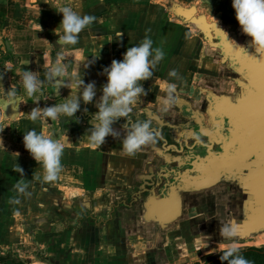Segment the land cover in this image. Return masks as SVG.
Returning a JSON list of instances; mask_svg holds the SVG:
<instances>
[{
	"label": "crops",
	"instance_id": "crops-1",
	"mask_svg": "<svg viewBox=\"0 0 264 264\" xmlns=\"http://www.w3.org/2000/svg\"><path fill=\"white\" fill-rule=\"evenodd\" d=\"M188 2H196L200 10L209 17H218L221 23L231 26L238 24L231 5L221 9L222 0ZM141 3V0H48V3L44 0H0V264H27L26 259L31 258L27 254L30 253V243L26 241L28 236L21 234L26 239L25 242L22 241L26 245L17 244L9 223L12 218L29 215L51 217L48 222L44 219L45 224H42L49 236L52 233L55 237V231L69 234L66 242L58 244L54 239L52 249H47L45 243L36 245L31 241L30 245L36 247V252L41 249L48 257L57 256L58 260L59 257L63 258L59 264H86V245L91 247L92 243L94 247L97 245L100 255L94 258L95 253L93 260L87 264H100L98 259L105 255L108 264H127L125 251L129 245L127 240L121 241L118 237L120 235L116 233L121 234L123 231V225L118 221L122 217L125 220L130 211L120 205L136 201L134 195L128 193L132 185L140 189L151 186L154 191L159 190L162 177H169L171 171L161 166L156 167L151 162L141 163L137 156L140 150L134 155L124 152L122 142L130 130L125 125L133 121H150L152 125L157 122L151 118L148 108L165 107L162 101L166 94L160 90L158 81L167 77L169 71L176 70L177 76L190 78L189 86H182V89L192 94L198 81H203L210 74L218 79L222 69L214 64L216 60L210 58L209 49L193 28L184 27L172 17L163 20V12H159L156 6L145 2L142 6ZM64 6H70L81 14L92 15L95 20L79 34L76 45L59 48L56 41L58 35H63L59 26L63 14L58 11ZM162 23L164 38L159 47L165 55L153 69V76L141 82L147 95L138 99L128 117L120 118L114 123L113 128L118 135L106 137L102 146H92L86 139V130L98 123L93 116L98 110L95 100L102 95L100 87L106 82L103 68L110 65L113 59L121 60L127 47L141 43L145 36L153 40V47H158V28ZM58 57H63V62L70 66L69 75L64 78L62 87L58 89L47 84L43 95L27 96L21 79L22 70H32L44 80L45 72ZM94 58L97 59L87 67L89 60ZM75 65H79L81 69L73 75L72 67ZM80 75L85 83L96 82L97 96L93 103L85 105L81 102V109L75 117H62L55 121L44 117V107L62 103L66 97L79 94L82 90L77 85ZM34 108L41 111V118L35 122L27 116ZM85 108L88 111H84ZM177 113V124L167 125L172 136L189 132L184 129L187 126L185 118ZM31 129L43 131L64 144L62 170L55 181L35 179L36 174L42 171L41 165L23 145V134ZM145 146L155 148L158 144L156 141ZM172 155H179L177 148H174ZM16 166L24 170L23 175ZM155 175L159 176L158 180ZM21 181L27 185L25 193L19 192L15 187ZM46 195L53 196L52 200L67 202L68 207L67 204L64 206V212L74 214L75 222H67L64 218L59 221L60 216H52L51 211L45 207ZM76 201L81 202L84 212L76 206ZM118 206L120 209L116 214L113 208ZM55 212L61 214L60 210ZM99 216L104 218L98 219ZM84 218L94 223L80 224ZM113 218L117 220L116 226L110 224L115 220ZM67 224H70L69 227ZM166 240L171 241V238ZM105 244H108V248ZM150 244L152 247V242ZM17 245L21 246L20 250L15 249ZM139 245L142 246L141 243ZM166 246L167 244L162 246L161 250L168 247ZM212 248V245H208L204 251L208 252ZM151 249L154 252L157 250L156 247ZM6 251H12V256L17 258L11 259V254L4 257L2 253L5 254ZM36 252H32V255ZM177 254L182 257L180 259L187 255L180 251Z\"/></svg>",
	"mask_w": 264,
	"mask_h": 264
},
{
	"label": "water",
	"instance_id": "water-1",
	"mask_svg": "<svg viewBox=\"0 0 264 264\" xmlns=\"http://www.w3.org/2000/svg\"><path fill=\"white\" fill-rule=\"evenodd\" d=\"M172 11L181 24L196 31L209 49L210 56H215L216 64L226 72L220 77L221 85L215 84L213 79L216 76L210 74L203 81H198L192 94L176 84L174 100L169 105L161 109L148 108L151 118L157 121L151 127L159 132L156 138L158 147L142 146L138 160L161 166L171 174L162 177L159 190L154 191L151 186L140 189L135 185L128 189L136 201L120 205L130 213L126 214L125 220L122 217L118 221L124 229L121 234L116 230V234L120 235L121 241L146 244L145 241L157 235L169 236L173 231L177 244L198 245L193 234L194 226L198 225V236L202 237L203 244L255 241L264 236V69L259 63H247L232 50L243 49L257 61L264 60V57L255 53L251 38L242 32L239 24L227 25L218 17L214 20L200 12L196 5H173ZM233 80L237 83L236 92L229 87ZM247 92L251 95L241 106L238 116L246 131L232 142H223L221 151H215L213 147L217 140L208 133L200 111L192 106L213 100L240 102ZM177 112L185 118L187 126L184 129L199 133L202 143L197 144L186 135L187 132L172 136L167 125L177 124ZM131 124H128L129 128ZM174 148L178 149L180 157L172 155ZM242 163L250 168L251 174L246 179L236 171ZM155 178L158 180L159 176L155 175ZM120 207L113 208L114 213L117 214ZM116 218L112 219L111 225H117ZM232 220L239 224L240 235L234 240L223 239L219 229ZM165 250L143 251L147 255L145 263L155 261L157 254L159 257L168 255ZM168 262L170 259L165 264Z\"/></svg>",
	"mask_w": 264,
	"mask_h": 264
},
{
	"label": "clouds",
	"instance_id": "clouds-1",
	"mask_svg": "<svg viewBox=\"0 0 264 264\" xmlns=\"http://www.w3.org/2000/svg\"><path fill=\"white\" fill-rule=\"evenodd\" d=\"M44 2L48 3V0ZM52 6L56 9L54 4ZM232 8L242 32L251 38V47L256 54L264 57V0H232ZM58 12L63 14L59 24L63 35H58L59 38L56 41L59 48L65 45H76L79 34L86 27L91 26L95 20L94 16L81 14L70 6L61 7ZM213 19L216 20L214 17ZM164 55V51L159 47H153V40L145 36L141 43L127 47L121 60L113 59L110 65L103 68L106 82L100 87L102 95L95 100V107L98 110L93 116L94 121L98 123L86 130L88 132L86 139L92 146H102L106 142V137L118 135L113 128L114 123L120 118L128 117L132 112V106L137 104L138 99L142 95H147L141 82L153 76V69L164 58ZM97 58L89 60L87 67ZM63 59V57L57 58L45 72L44 80H41L32 70H22L21 79L27 96L43 95L47 84L58 89L62 87L70 68L63 62ZM80 69L79 65H75L72 67V74L75 75L77 70L80 72ZM168 76L177 77L176 70L169 71ZM158 84L160 90L166 94L162 102L167 106L174 100L177 85L170 80H159ZM77 85L82 89L78 95L66 97L62 103L44 107L42 115L53 121L62 117H75L81 109V102L85 105L93 103L97 96L96 82L85 83L80 75ZM84 111H88L87 108ZM27 116L35 122L41 118V111L34 108ZM158 136L159 132L151 127L150 121L132 123L122 142L123 151L128 155H134L142 146L155 143ZM189 137L197 144L202 143L199 133L190 132ZM23 145L32 158L41 165L42 171L36 174L35 179H42L45 182L55 181L62 170L61 157L64 144L52 139L43 131L37 132L31 129L23 134ZM16 168L23 175L24 170L19 166ZM15 187L21 193H25L27 189V185L22 181L18 182ZM219 232L223 239L234 240L240 235L239 224L232 220L223 224ZM220 259L227 261V264H251V261L243 256L235 243L222 252Z\"/></svg>",
	"mask_w": 264,
	"mask_h": 264
},
{
	"label": "rangeland",
	"instance_id": "rangeland-1",
	"mask_svg": "<svg viewBox=\"0 0 264 264\" xmlns=\"http://www.w3.org/2000/svg\"><path fill=\"white\" fill-rule=\"evenodd\" d=\"M142 3L141 5H144V2L146 4H152L154 6H156L160 11L159 12H163V20L167 18H174L175 20H177V18L174 16L173 11H172V7L173 5H182L185 7H189L191 5H196V2L193 3H189V0H141ZM227 5H231L232 6V0H222L220 7L222 9V7H225ZM197 6V5H196ZM199 9V7H198ZM200 12H204L202 10L199 9ZM206 13V12H204ZM157 15L158 14L157 12ZM213 18V17H211ZM169 20V19H168ZM186 28H192V27H187L184 26ZM233 29V28H232ZM232 29H230V31H232ZM164 38V23H162L160 25V27L158 28V35H157V43H158V47L160 46V44L162 43V39ZM160 48V47H159ZM208 55H210V51H208ZM207 59V56H205ZM210 58H212L213 60H217V58L213 55L210 56ZM196 59V58H195ZM186 61V60H185ZM215 62V61H214ZM216 64V62L214 63ZM224 68L221 69L220 71V76L219 77H223V75L225 74L226 71H223ZM222 72V73H221ZM183 73H180V75H182ZM223 74V75H221ZM162 78V77H160ZM164 78H169L172 79L170 80L171 82H175L177 85H179V87L183 86H189L188 84V79L190 78H186L185 76H177V77H164ZM158 79V76L157 78ZM168 79V80H169ZM191 81V80H190ZM217 81V80H215ZM198 85V83H197ZM47 197L45 198V207L48 208L51 211L52 216H60L58 219H60L59 221H61V218H64V220H66L67 222H72L74 220V214L70 215L67 212L65 213V205L68 203L64 202L62 200H52V198H54L51 195H46ZM75 205V204H74ZM58 206V208H56ZM76 206L78 208H80V211L84 212L83 206H81V202H77L76 201ZM61 211V214L59 212H55V211ZM31 215L26 216L24 218H20L17 217L10 219L9 223H10V231L11 233L17 238V244L22 243L24 245H26L27 243H23L25 242V238L22 236L21 234L27 235V242L31 244V241H34L36 243V245L39 244H46L47 249H52V247L54 246V239H57V243L59 244V242H66L67 241V237H69V234H64V232L62 231H55L54 234L55 237H53L52 233L50 234V236L47 233L46 230L43 229V220L46 219V221L48 222V219L51 217H47V218H41V217H35L36 215H34L33 217H30ZM63 216V217H61ZM103 216H99L98 219H103ZM91 223L88 219H82V221H80V224H84V223ZM45 224V223H44ZM43 224V225H44ZM79 224V225H80ZM67 224L66 226L69 227ZM72 226V225H71ZM77 227V226H76ZM58 230V226L57 229ZM173 232V231H172ZM170 233L169 236L163 235V236H156L155 237V242H154V238L151 240H147L145 241L146 244H142V246H140L139 244H133L131 240H127V244L129 245V247H127L126 251H125V258L127 260V264H144L146 262V257L147 255L143 253V251H147L149 252L150 250H152L151 248H155L159 251L162 252V246H164V244L169 243V247H167V254H164V256L159 257V254H157V258L156 261H158L159 264H165L167 262V259H170V261L172 262H168V264H210V262L208 261H204L202 258L206 255L212 254V255H217V254H221L224 250L227 249V247H229L232 243H226L223 245H219V244H208L205 243L203 244L202 242L203 239L201 236H198L200 233V228L198 225L194 226L193 229V234H195L196 239L198 240L197 243H199L198 245H196V243H190V244H177L176 240H175V236L173 233ZM68 235V236H67ZM67 236V237H66ZM172 236L173 239L172 240ZM157 237L159 238L158 240ZM170 239L171 241H167L166 239ZM261 239H258V241H252V242H242V243H235L236 246L241 250H248L251 248H264V236L259 237ZM23 241V242H22ZM129 242V243H128ZM152 242V247H151V243ZM60 243V244H61ZM28 245V250L30 251V253H27L31 258L30 259H26L27 264H59L60 260H62L63 258L59 257L60 259H56V257H48L43 250L39 249L36 252V247ZM155 245V246H154ZM180 245V246H179ZM208 245H212V249L208 252L204 251V249L206 247H208ZM58 246V245H57ZM105 247L108 248V244H105ZM172 247V248H171ZM177 248L180 249V252L182 253V250L187 254L186 257H184L183 259H180L182 257H179L177 254ZM15 249H21L20 245H17V247ZM35 250V251H33ZM165 250V249H163ZM175 250V251H173ZM32 252H36L35 255H32ZM106 253L108 255V252L106 250ZM10 255L11 259H15L17 257L12 256V251H6V253H2V255L4 257H8ZM167 256V257H166ZM58 258V257H57ZM54 259L52 262H50L49 260ZM164 259V261H163ZM90 263V262H88Z\"/></svg>",
	"mask_w": 264,
	"mask_h": 264
},
{
	"label": "flooded vegetation",
	"instance_id": "flooded-vegetation-1",
	"mask_svg": "<svg viewBox=\"0 0 264 264\" xmlns=\"http://www.w3.org/2000/svg\"><path fill=\"white\" fill-rule=\"evenodd\" d=\"M221 80L222 78L218 77L217 79L216 77L214 83L221 85ZM229 87L236 92L235 88L237 87V83L233 80ZM250 95L249 92L245 93L242 97L243 101L240 102L236 100H213L199 102L192 106L193 109L200 111L203 123L207 126L208 133L217 140L213 147L215 151L222 150L223 142H232L236 140L238 136L242 135V132L240 131L241 126L240 124L238 125L241 120L239 119L240 117H238L241 112H239V110L242 108V105L244 106L247 103V99ZM189 133L190 132H187L186 135L189 136Z\"/></svg>",
	"mask_w": 264,
	"mask_h": 264
},
{
	"label": "trees",
	"instance_id": "trees-1",
	"mask_svg": "<svg viewBox=\"0 0 264 264\" xmlns=\"http://www.w3.org/2000/svg\"><path fill=\"white\" fill-rule=\"evenodd\" d=\"M90 222L94 223L93 221H90ZM86 251L88 254L89 261L93 260V255L95 253H96V255L94 258H97V255H100L99 254L100 251L98 250L97 245L94 247V243L91 244V247H90V245H86ZM240 252L243 254V256L246 259L251 261V264H264V248H261V249L251 248L248 250H241ZM221 254H217V255L209 254V255L204 256L202 259L204 261L210 262V264H227V261H221V259H220ZM53 260L54 259L49 260V261L52 262ZM97 262H99L100 264H108L107 256L105 255L104 258L102 257V258L98 259ZM43 264H45V263H43ZM144 264H146V263H144ZM149 264H159V263H158V261L155 260Z\"/></svg>",
	"mask_w": 264,
	"mask_h": 264
},
{
	"label": "snow or ice",
	"instance_id": "snow-or-ice-1",
	"mask_svg": "<svg viewBox=\"0 0 264 264\" xmlns=\"http://www.w3.org/2000/svg\"><path fill=\"white\" fill-rule=\"evenodd\" d=\"M232 51L235 54H237L238 56L244 58L247 63H250V64L259 63L261 68L264 69V60L257 61L254 57H251V56L247 55L246 51L243 50V49H233ZM236 171L241 176L242 179L248 178L250 176V174H251L248 164H243V163L240 164L237 167Z\"/></svg>",
	"mask_w": 264,
	"mask_h": 264
},
{
	"label": "bare ground",
	"instance_id": "bare-ground-1",
	"mask_svg": "<svg viewBox=\"0 0 264 264\" xmlns=\"http://www.w3.org/2000/svg\"><path fill=\"white\" fill-rule=\"evenodd\" d=\"M239 122H240V126H241L240 131L243 134L246 131V129L244 130V128L242 127V120H240ZM238 125H239V123H238Z\"/></svg>",
	"mask_w": 264,
	"mask_h": 264
}]
</instances>
